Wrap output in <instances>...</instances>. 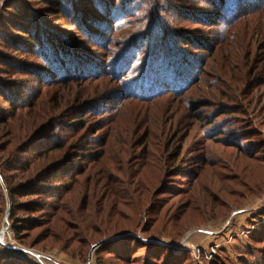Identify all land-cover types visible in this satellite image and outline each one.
<instances>
[{"label":"rangeland","instance_id":"rangeland-1","mask_svg":"<svg viewBox=\"0 0 264 264\" xmlns=\"http://www.w3.org/2000/svg\"><path fill=\"white\" fill-rule=\"evenodd\" d=\"M0 85V264H264V0H0Z\"/></svg>","mask_w":264,"mask_h":264},{"label":"trees","instance_id":"trees-1","mask_svg":"<svg viewBox=\"0 0 264 264\" xmlns=\"http://www.w3.org/2000/svg\"><path fill=\"white\" fill-rule=\"evenodd\" d=\"M248 6L249 5L246 3V5L244 4V6H242V7L245 9V7L248 8ZM28 27L31 28V31L28 32L29 30L26 29V31L28 33L27 37H28V39H30L32 44H35V45L37 44L40 48L43 47V49L46 47L45 50H47V46H45V45H48V48L50 47V50L49 49L48 50L50 52H52V55L49 54V51H45V50H43L44 52L42 51V53H44L43 55H45L44 60L46 61V63L49 66L53 65V66L57 67V66H59L58 63H60V64L62 63L63 65H65V64L67 65L66 70H64L67 73L68 72L73 73L77 70L76 65L78 66V63L75 62V60H74V64H73L72 61L64 63L63 60L60 61V59H58V57L56 56V53H61V55H63V51H61V49H59L55 52L53 51L52 46H49V45H54L56 47V45L58 46V44H56V42L53 39L50 40L49 38H47L45 36H42V35L40 36L38 34L40 31L39 30L40 26L38 27V26L29 24ZM34 28L36 30H34ZM34 42H37V43H34ZM18 53H21V51L18 50V51H16L15 54H18ZM173 65H174L173 62H168V64L165 65L166 68L163 65H160V66H158V68H155V71H156L155 75H152L154 73V69H152L148 75H146V76L144 75L142 79H139L140 83H141V88L143 89L141 91H143V93H155L158 90V86H160V87L164 88L163 90L166 91V94H170V93L171 94L172 93L179 94V93H177L178 91L175 92V89L176 88L180 89L182 87V84H185L184 74L178 69V67H176V65H174V67H173ZM170 69H171V72L169 73ZM149 77H150V79H146ZM1 88H2V85H0V89ZM162 93H159L158 95H160ZM236 147H238V146L236 145ZM58 149H60L58 146H54L53 148L51 147L48 150L42 151L41 154L44 153L45 157H47L48 154H50L51 152L56 151ZM67 166H68V163H66V162L58 163L57 166L53 167L49 172L51 174L54 173V177L52 178L50 176H46V178H44V180L45 181L51 180V181H53L52 183L55 187L62 188V185L60 184L61 182H59L60 171L62 173L65 172L64 168H66ZM63 175H65V176L62 179H64V178L69 179L68 177H70V175L65 174V173H63ZM45 181H40L41 186H37L36 184H34V182H31L29 184L30 188L34 187L33 188V191H34L33 194L34 195H39V193L41 192L42 189L46 190L48 188L46 186H43L46 183ZM62 181H64V180H62ZM58 183L60 185L56 186ZM12 193L15 194L14 196H18L16 192H12ZM13 229L15 230L16 236L18 237L20 235L22 227L16 225L13 227ZM3 250L6 253H9L8 250H6V249H3ZM8 262H9V260H8ZM6 264H7V262H6Z\"/></svg>","mask_w":264,"mask_h":264},{"label":"built area","instance_id":"built-area-1","mask_svg":"<svg viewBox=\"0 0 264 264\" xmlns=\"http://www.w3.org/2000/svg\"><path fill=\"white\" fill-rule=\"evenodd\" d=\"M3 242H4V239L1 240L0 238V244H4ZM35 256L38 257V255H35Z\"/></svg>","mask_w":264,"mask_h":264},{"label":"bare ground","instance_id":"bare-ground-1","mask_svg":"<svg viewBox=\"0 0 264 264\" xmlns=\"http://www.w3.org/2000/svg\"><path fill=\"white\" fill-rule=\"evenodd\" d=\"M1 238V237H0ZM1 240H2V238H1Z\"/></svg>","mask_w":264,"mask_h":264}]
</instances>
